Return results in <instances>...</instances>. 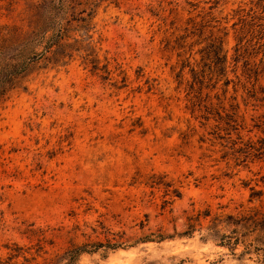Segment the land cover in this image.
Instances as JSON below:
<instances>
[{
	"label": "rangeland",
	"instance_id": "obj_1",
	"mask_svg": "<svg viewBox=\"0 0 264 264\" xmlns=\"http://www.w3.org/2000/svg\"><path fill=\"white\" fill-rule=\"evenodd\" d=\"M250 8L0 0V68L21 67L0 102V264H264L242 220L264 213V55L236 52Z\"/></svg>",
	"mask_w": 264,
	"mask_h": 264
},
{
	"label": "trees",
	"instance_id": "obj_2",
	"mask_svg": "<svg viewBox=\"0 0 264 264\" xmlns=\"http://www.w3.org/2000/svg\"><path fill=\"white\" fill-rule=\"evenodd\" d=\"M249 3L251 4L249 13L239 17L240 28L238 29V32L241 38L237 43L236 52L238 55L242 54L245 56V53L252 48L256 44L255 41H257V44L261 46V50L264 55V0H249ZM226 34L227 33H223V35ZM222 46L223 37L219 34L217 35L216 33H212L211 47H213L212 51L215 53L214 56L219 57V51H222ZM262 59L264 60V57H262ZM247 61L249 71L248 78H251L253 76L251 72L256 73V66L252 60L250 61L247 59ZM222 62L225 64L226 58H223ZM20 70L21 67L17 63L10 61H4L2 63L0 68V102L3 100L6 91ZM255 76L256 77L254 78L257 79V74ZM225 94L226 90L223 92V95ZM251 211L253 210L251 209ZM242 220L252 229H259V227L264 229V213L255 211L248 216H243ZM194 227L195 224L190 221V223H188V230L184 231V234L192 232ZM166 237L167 236L165 235H159L158 239L163 240ZM82 251H84L82 246H75L72 250H70V252L73 253L71 256L74 254L78 255Z\"/></svg>",
	"mask_w": 264,
	"mask_h": 264
}]
</instances>
